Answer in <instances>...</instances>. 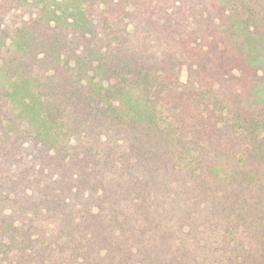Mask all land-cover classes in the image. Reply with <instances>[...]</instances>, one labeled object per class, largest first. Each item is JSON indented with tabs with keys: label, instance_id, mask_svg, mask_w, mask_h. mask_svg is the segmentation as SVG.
Listing matches in <instances>:
<instances>
[{
	"label": "trees",
	"instance_id": "trees-1",
	"mask_svg": "<svg viewBox=\"0 0 264 264\" xmlns=\"http://www.w3.org/2000/svg\"><path fill=\"white\" fill-rule=\"evenodd\" d=\"M0 264H264V0H0Z\"/></svg>",
	"mask_w": 264,
	"mask_h": 264
}]
</instances>
